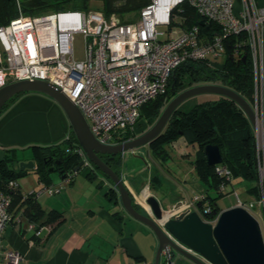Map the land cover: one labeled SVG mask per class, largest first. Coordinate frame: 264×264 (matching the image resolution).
I'll return each mask as SVG.
<instances>
[{
  "label": "built area",
  "instance_id": "obj_1",
  "mask_svg": "<svg viewBox=\"0 0 264 264\" xmlns=\"http://www.w3.org/2000/svg\"><path fill=\"white\" fill-rule=\"evenodd\" d=\"M184 3L202 21L216 24L221 34L206 39L198 26L184 27ZM236 4V0H150L136 20L128 23L100 10L27 16L19 9L17 17L0 26V89L17 81L47 82L78 108L99 144L117 145L129 140H125V133L139 120L141 107L166 93L177 67L187 61H206L210 67H220L213 59L225 52L223 40L243 34L236 48L243 51L246 47L252 65L251 107L256 118L252 128L259 197L247 201L235 193L233 206L244 208L257 220L264 238V9L255 0H239L238 7ZM75 34H81L84 40L82 60L74 55ZM66 152L84 158L79 145ZM83 167L90 164L85 162ZM214 173L222 179L218 191L224 196L233 176L222 163L214 166ZM76 174L58 184L45 185L44 191L58 194ZM15 186L14 182L9 183L10 189ZM204 197L200 194L190 201H180L163 212L175 218L194 211ZM11 202L10 193L0 190V264H18L22 259L16 251L2 250L3 232L11 221ZM142 202L146 212H150ZM209 212L208 205L200 209L203 219ZM218 215L204 221L214 225ZM29 230L39 237L49 227L31 223ZM162 256L167 261L170 252L162 251Z\"/></svg>",
  "mask_w": 264,
  "mask_h": 264
},
{
  "label": "crops",
  "instance_id": "obj_2",
  "mask_svg": "<svg viewBox=\"0 0 264 264\" xmlns=\"http://www.w3.org/2000/svg\"><path fill=\"white\" fill-rule=\"evenodd\" d=\"M255 2L264 9V0ZM236 3L238 7L239 0ZM35 99L37 92L24 93L0 113V161L15 155L20 162L34 163L32 169L13 180L17 192L9 210L11 221L3 232L2 250L18 252L22 257L18 264H153L158 249L155 234L126 213L117 192L113 197L107 196V190L113 185L106 177L98 174L80 178L77 173L58 194L49 195L44 191L45 185H55L63 179H56L53 171L48 170V182L40 181L36 170L39 152L34 147L62 144L66 137L75 139V136L65 113L60 112L65 123L62 133L46 142H38ZM173 151L175 160L169 154L172 160L169 158L164 163L154 157L149 145L120 156L119 175L143 215L152 216L142 204L148 196H153L163 210L199 194L215 196L196 174L193 160L197 146L178 141ZM175 161L181 169L178 174L171 171ZM14 168L18 170V165ZM179 174L184 175L183 179ZM247 197V201L254 199ZM233 205L218 204L221 211ZM37 207L43 212L39 222L50 212L58 214L46 224L49 230L39 237L29 230L31 223L37 225ZM194 210L199 212V206ZM177 259L178 255L172 258L182 264Z\"/></svg>",
  "mask_w": 264,
  "mask_h": 264
},
{
  "label": "trees",
  "instance_id": "obj_3",
  "mask_svg": "<svg viewBox=\"0 0 264 264\" xmlns=\"http://www.w3.org/2000/svg\"><path fill=\"white\" fill-rule=\"evenodd\" d=\"M94 1L101 2L102 7L92 9L90 4ZM149 2L150 0H0V26L8 24L10 20L17 17L19 9L22 14L27 16H36L47 12L100 10L106 16L116 15L121 22L128 23L130 21L125 20L123 16L138 13ZM181 9L184 27L198 26L206 39L221 34L220 28L216 24L202 21L201 17L187 3H184ZM243 38L244 35L241 34L223 40L226 61L220 67H210L206 61H187L177 67L170 76L166 93L145 103L140 109L139 119H144L152 125L167 102L173 97V93L178 94L200 84H219L227 87L241 95L252 105L251 59L246 47L243 48V51L236 48V44ZM20 95L11 98L4 108L13 103ZM131 137L133 134L128 130L124 138L126 140L131 139ZM178 141L197 146L193 160L196 174L201 182L209 186L207 190L215 192L213 197L207 193L204 194L205 199L196 205L200 209L207 205L210 207V212L204 214V219L213 220L220 213L221 209L217 201L223 196L218 191L222 179L214 173V166H209L206 162L204 147L207 145H215L219 148L223 158L222 164L230 170L233 179H238L244 184L246 194L254 199L259 197L253 128L244 112L235 102L224 97H218L197 103L188 111L176 109L163 132L148 145L154 157L164 163L170 158L166 147H173ZM77 146L76 140L70 137L68 141H64L62 144L34 147L39 152L36 170L40 181L48 182V170L50 167H55V160L62 163L60 166H56L54 171L59 172V170L64 169L67 172L77 166L80 161L78 155L66 152L67 148ZM102 159L119 175L120 155L115 157L105 155L102 156ZM19 162L15 155L6 156L0 161V190L10 193L11 205L17 188L10 189L9 183L25 171L14 168ZM95 172L104 176L99 171H93L88 178L94 177ZM61 175L59 174L60 177ZM115 193L113 186L106 192L109 197H113ZM135 208L141 212L137 205ZM35 216H37V226L40 227L48 224L54 217L57 218L58 214L50 212L44 220L39 222L38 220L43 217V212L37 207ZM35 221L33 219V222Z\"/></svg>",
  "mask_w": 264,
  "mask_h": 264
},
{
  "label": "water",
  "instance_id": "obj_4",
  "mask_svg": "<svg viewBox=\"0 0 264 264\" xmlns=\"http://www.w3.org/2000/svg\"><path fill=\"white\" fill-rule=\"evenodd\" d=\"M37 92L53 98L63 109L74 133L77 145L83 151L84 158L79 157L77 166L65 172L59 170L62 179L80 173L87 178L93 171L101 172L107 177L118 193L121 205L133 219L149 227L158 240V249L153 264H172L171 259L161 261L162 251H169L178 261L199 264V258L205 264H264V238L257 220L244 208L233 206L222 210L214 225L204 221L198 211L182 213L175 218L167 217L158 201L148 196L144 203L152 216L139 212L123 184L120 175L106 164L102 156L115 157L125 152L148 145L158 137L166 127L172 113L188 98L201 94H213L235 102L246 115L251 126H255L256 118L251 105L235 91L217 84H200L190 87L178 94L173 93L157 120L148 124L139 119L130 129L133 138L117 145L99 144L91 135L87 122L78 108L55 86L39 81H17L0 89V113L8 101L20 94ZM204 155L209 166L221 164L223 161L219 148L215 145L204 147ZM85 162L90 167H83ZM61 161L55 160L54 166ZM34 167L33 161L18 163V170L24 171ZM53 167L50 171H54ZM83 167V168H82ZM61 168V167H60ZM98 175V172H95ZM178 244L188 249L187 252ZM163 260V258H162ZM204 264V263H202Z\"/></svg>",
  "mask_w": 264,
  "mask_h": 264
},
{
  "label": "rangeland",
  "instance_id": "obj_5",
  "mask_svg": "<svg viewBox=\"0 0 264 264\" xmlns=\"http://www.w3.org/2000/svg\"><path fill=\"white\" fill-rule=\"evenodd\" d=\"M90 5H91L92 9H98V8L102 7L101 2H99V1L91 2ZM139 12L138 13H132V14H126L123 16V18L125 20L133 21L134 19H136L138 17ZM73 48H74L75 58L77 60L84 59V56H85V54H84V40H83V37L81 34H75L74 35ZM213 61L220 66L224 65V63L226 61V54L222 53L218 58L213 59ZM218 97H220V96L213 95V94H201V95L193 96L191 98L186 99L181 104H179L177 109L180 111H188L193 106H195L197 103H200V102L207 100V99H212V100L217 99ZM34 102L37 105V140H38V142H46L49 140V138L56 137L59 134H61L63 131V128L65 126L64 120H63L62 116L60 115V112L64 114V111L61 108V106L53 98L49 97L48 95L42 94V93H37V99H35ZM17 103H18V101H17ZM167 149H168L169 154L172 155L173 160H175L174 156H173L174 155L173 147L169 146V147H167ZM170 160H172V159L170 158ZM176 164L177 163L175 161V163L173 164L174 170H171L173 174H178L180 172V171L178 172V170H181ZM50 169H52V167H50L49 170ZM52 175H54V177L56 179L60 178L58 171H53ZM77 175L80 178L83 177L80 173ZM179 177L183 179L184 175L179 174ZM187 181H190V177L187 178ZM199 185H201V184L199 183ZM189 186L192 188V185H189ZM225 192L227 194L222 196L217 201V203L221 206L228 207L229 205L235 204L236 203L235 193L239 196V198L241 200L248 199V197H247L248 195L245 192V186L238 179H233L231 184L226 186ZM171 207H169V208H171ZM199 214L202 217V215L200 213V208H199ZM202 219H203V217H202Z\"/></svg>",
  "mask_w": 264,
  "mask_h": 264
},
{
  "label": "flooded vegetation",
  "instance_id": "obj_6",
  "mask_svg": "<svg viewBox=\"0 0 264 264\" xmlns=\"http://www.w3.org/2000/svg\"><path fill=\"white\" fill-rule=\"evenodd\" d=\"M171 254H170V258L169 259H171L172 260V258H171ZM173 261V260H172ZM182 262V264L183 263H187V264H195V263H193V262H187V261H181ZM167 264H168V262H166ZM202 263H204L205 264V262L204 261H202L200 258H199V264H202ZM172 264H177L175 261H173V263Z\"/></svg>",
  "mask_w": 264,
  "mask_h": 264
}]
</instances>
